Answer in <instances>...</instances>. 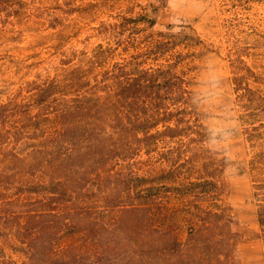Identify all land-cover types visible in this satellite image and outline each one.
Here are the masks:
<instances>
[{
    "label": "rangeland",
    "instance_id": "rangeland-1",
    "mask_svg": "<svg viewBox=\"0 0 264 264\" xmlns=\"http://www.w3.org/2000/svg\"><path fill=\"white\" fill-rule=\"evenodd\" d=\"M54 4V0H30L21 6L14 5L12 12L17 15L0 14V104L19 97L24 100V107H33L50 96L73 94L74 87L66 86L64 81L79 74L87 78L80 84L85 85L88 78L94 83L96 76L100 77L115 62L132 67L166 64L175 57L152 59L148 42L169 27L176 34L192 26L201 43L176 48V52L185 53L178 71L191 80L192 104L208 131L205 146L218 164V179L225 184L219 201L199 204L195 202L197 198L185 199L189 196L183 195L184 188L180 186L188 178L201 176L196 165L200 151L195 149L192 158L185 161L182 140H164L150 154L140 151L128 162L113 161L108 166L115 168L112 173L124 171L127 177L122 179L130 181L133 187L154 186L157 204L153 210L161 224L173 227L182 243L194 221L191 214L198 206L228 207L239 221L237 255L241 264H264V234L257 216L264 199V107L245 111L238 104L227 59L230 43H240L251 54L250 64L264 78V0H78L77 11L72 15L58 17L49 13L50 19L38 17L43 9L54 10ZM141 14L155 17L157 24L121 26L125 35L118 43L96 30L101 22ZM179 58L180 55L176 56ZM254 86L264 94L263 84ZM41 122L48 128L54 126L47 117ZM33 136L30 131L24 133L14 150L26 154L39 146L40 141ZM173 146L174 153L182 156L171 172L163 160ZM15 164L14 177L0 168V259L17 264H59L56 260L65 258L60 264H102L96 255L99 248L93 252L96 243H91L75 224H86L84 220L72 221L65 211L51 214L50 223L60 221L61 228L44 234V242L41 237L34 238L33 230L31 233L33 223L29 228L23 226L22 216L46 208L48 182L58 180L63 171L54 164H44L40 170H31L21 162ZM70 175L68 179L73 185L81 180L77 173L71 171ZM106 177H90L92 184L81 191L75 204L85 216L105 223L98 235L106 246H115L108 264H148L147 256H141L137 250L139 234L130 227L129 217L124 215L122 224H117L118 210L104 198L105 181L117 178L107 174ZM72 244L75 247L67 251Z\"/></svg>",
    "mask_w": 264,
    "mask_h": 264
},
{
    "label": "trees",
    "instance_id": "trees-1",
    "mask_svg": "<svg viewBox=\"0 0 264 264\" xmlns=\"http://www.w3.org/2000/svg\"><path fill=\"white\" fill-rule=\"evenodd\" d=\"M29 1L0 0V14L6 12L8 15H17L12 12L14 5L21 6ZM54 1L57 7L49 12L43 9L38 17L50 19L52 14L49 13H56L59 17L77 11L78 0ZM113 19L101 22L96 30L115 43L125 35L121 26L142 22L150 27L157 24V19L149 14ZM188 28L186 32L175 34L169 27L167 32H159L158 37L148 42L152 59L175 57L166 64L132 67L115 62L103 70L100 77L96 76L94 83L88 78L85 85L80 84L87 78L79 74L64 81L66 86L70 84L74 87L76 92L73 94L50 96L38 101L33 107H24V100L19 97H11L0 104V168L9 171L6 175L15 176L16 173L12 171L17 162L30 166L31 170H38L44 164H54L63 171L58 180L48 182L50 188L45 194L46 208L22 216L25 228H29L31 223L35 226L31 229V233L32 230L35 232L34 238L41 237L44 242V234L59 231L61 222L56 221L53 225L49 217L65 211L68 219L87 222L75 224L91 243H96L92 248L93 252L99 248V253H96L98 261L108 264L115 246H106V241L98 235V231L105 229V223L91 215L85 216L75 204L81 191L92 184L90 177L107 178V174L117 178L105 181L108 195L105 194L104 198L109 206L118 210L117 224H122L124 215L129 217L132 222L130 227L139 234L137 250L141 256H147L148 264H241L237 255L241 238L239 221L228 207L212 209L198 206L191 214L194 221L188 227L182 243L173 227L161 224L157 212L153 210L157 204L154 186L133 187L130 181L122 179L127 177L124 171L112 173L115 168H109L113 161L128 162L140 151L152 153L164 140H182L185 161L192 158L197 150L200 151L196 165L201 176L188 178L180 186L184 188L183 195L189 196L185 199L197 198L195 202L199 204L219 201L225 184L218 179V164L213 162L214 158L205 146L208 131L192 104L191 80L178 71L179 63L185 60L182 58L185 53L176 52V48L180 45L193 47L201 43L194 28L190 25ZM193 52L196 53V50ZM179 55L181 58L176 59ZM250 55L241 48L240 43L232 41L228 46L227 59L233 90L238 104L245 111L259 105L264 107V94L254 86L264 85V78L250 64ZM43 117L52 119L54 126L48 128L42 124ZM11 123L15 127L13 130L10 128ZM27 131L40 141V145L21 154L14 150V145L23 139ZM174 148L168 150L169 156L163 160L171 172L178 167L176 165L182 156L180 153L175 154ZM107 153H110V159L106 158ZM90 166L93 168L90 169ZM71 171L80 175L81 180L78 179L76 185L68 179ZM30 173L33 175L35 172ZM257 216L264 234V199L261 200ZM49 244L52 246L51 239ZM73 247L74 244L66 250L72 251ZM64 259L58 258L56 261L64 263ZM0 264L17 263L0 259Z\"/></svg>",
    "mask_w": 264,
    "mask_h": 264
}]
</instances>
